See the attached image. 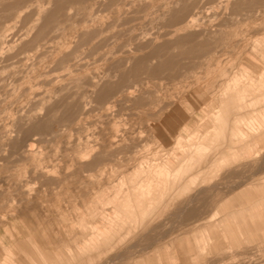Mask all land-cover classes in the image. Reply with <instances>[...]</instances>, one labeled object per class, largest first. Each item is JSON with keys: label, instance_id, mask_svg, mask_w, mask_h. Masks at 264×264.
Returning a JSON list of instances; mask_svg holds the SVG:
<instances>
[{"label": "rangeland", "instance_id": "374dc122", "mask_svg": "<svg viewBox=\"0 0 264 264\" xmlns=\"http://www.w3.org/2000/svg\"><path fill=\"white\" fill-rule=\"evenodd\" d=\"M0 264H264V0H0Z\"/></svg>", "mask_w": 264, "mask_h": 264}, {"label": "bare ground", "instance_id": "6f19581e", "mask_svg": "<svg viewBox=\"0 0 264 264\" xmlns=\"http://www.w3.org/2000/svg\"><path fill=\"white\" fill-rule=\"evenodd\" d=\"M184 16V15H183ZM182 17V16H181ZM180 17V18H181ZM185 17V16H184ZM184 19V18H183ZM198 19V18H197ZM200 19V18H199ZM196 20V17L194 18V17H190V20H189V22H194ZM188 21V20H187ZM185 23H187V22H185ZM191 26V25H190ZM190 28V27H189ZM261 91V90H260ZM30 148H33V146L32 147H30ZM59 177V176H58ZM157 189V188H156ZM158 190V189H157ZM145 192H146V190H145ZM145 194H148V193H145ZM154 194V193H153ZM132 195V194H131ZM160 195V194H159ZM158 195V196H159ZM140 197V196H139ZM148 197V196H147ZM137 200H138V197H137ZM148 200V199H147ZM149 200H150V198H149ZM140 202H142V200L140 201ZM135 203V202H134ZM137 203V202H136ZM125 204V203H124ZM139 204H142V203H139ZM139 206V205H138ZM133 208V207H132ZM135 208V207H134ZM133 213V212H132ZM133 216V215H132ZM133 218V217H132Z\"/></svg>", "mask_w": 264, "mask_h": 264}]
</instances>
